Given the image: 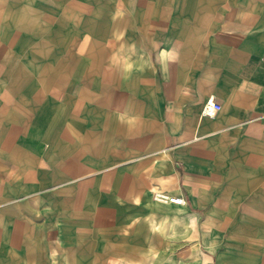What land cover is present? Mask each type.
Returning <instances> with one entry per match:
<instances>
[{"label":"crops","instance_id":"0c3cea01","mask_svg":"<svg viewBox=\"0 0 264 264\" xmlns=\"http://www.w3.org/2000/svg\"><path fill=\"white\" fill-rule=\"evenodd\" d=\"M0 38L16 43L13 67L9 45L0 55V264L55 259L36 218L50 205L97 214L82 264H214L232 221L228 257L249 264L264 213V0H0Z\"/></svg>","mask_w":264,"mask_h":264},{"label":"rangeland","instance_id":"374dc122","mask_svg":"<svg viewBox=\"0 0 264 264\" xmlns=\"http://www.w3.org/2000/svg\"><path fill=\"white\" fill-rule=\"evenodd\" d=\"M82 9L85 10L84 6H82ZM102 11H104L102 9ZM74 38H70V40H73ZM77 39V38H76ZM15 38H0V55H3V47L4 45H9L6 49L8 51L7 56H10V67L14 66V55H15ZM1 59V58H0ZM2 62H0L1 64ZM3 65V64H2ZM9 80V79H8ZM2 87V83L0 81V89ZM73 189L77 190V185H74L72 187ZM154 190H157L156 188L152 189V192ZM54 199V197L49 196L48 198H44L46 201L47 199ZM77 199L74 198L69 204L71 206L77 205ZM47 203H52L51 200H48ZM46 203V204H47ZM50 205V204H49ZM42 206V205H41ZM49 210H47L45 207H41L42 211L38 213V216L36 217L38 220V224L43 226L39 229V237L40 239L47 238V240L50 242V258H55L51 260L49 263H42V261H38V264H82V252L83 256L89 257L92 256L96 251H98L99 245H97L94 241H97L96 239L92 238L91 244L82 245L78 243L80 240H82V228L86 227L87 225H91L95 222L97 219V214L95 213H63L62 211H57L55 208L50 205ZM47 211H43V210ZM53 209L55 211H53ZM222 216L226 217V220L228 221L230 217L233 214L230 213H223L221 212ZM30 215V214H29ZM143 215L148 214H142L137 213L135 214V218H141ZM255 220L251 225L253 226V235H252V250H251V258L249 260V264H264V213H254ZM82 216H84L82 218ZM122 214H118V218L121 221L122 220ZM168 215L167 217H169ZM166 218V220H169V218ZM95 218V219H94ZM67 219V220H66ZM232 219V217H231ZM29 221V220H28ZM109 221V220H108ZM70 224V232L68 235L63 234V228L66 223ZM106 223V221H105ZM32 224V222H30ZM236 221H232L228 227L225 228L223 232L221 230H217L214 235V247L215 250L212 253V256L214 258V264H235L232 262V260L228 257V253L226 250V246L229 242H235L234 236L238 234L239 232L236 231L237 225ZM33 225V224H32ZM106 225V224H105ZM177 224L179 228V232L177 235L182 236L185 243L193 242V239L191 237V231H190V225L189 223ZM44 228V229H43ZM63 237H69L70 240H68L65 244V241ZM94 242V243H93ZM11 247V246H10ZM192 247H195V245H192ZM71 251L72 254L76 253V255H71L72 257H75L73 260H68L65 258V260L58 259L61 257L60 255V249H68ZM12 252L14 251L13 247L10 249ZM41 250V248L39 249ZM38 250V251H39ZM3 255V254H2ZM7 255V256H6ZM12 254H9V250H5L4 257H11ZM2 264H29L27 262L19 263L15 262L14 260L7 259ZM37 264V263H36ZM87 264H94V262L88 261ZM115 264H124L122 261Z\"/></svg>","mask_w":264,"mask_h":264},{"label":"built area","instance_id":"2783aa9c","mask_svg":"<svg viewBox=\"0 0 264 264\" xmlns=\"http://www.w3.org/2000/svg\"><path fill=\"white\" fill-rule=\"evenodd\" d=\"M219 108H220V104L217 101L212 99H207L203 102L201 106V113L207 116H213L218 111ZM154 196L158 199L169 200L175 203L184 202V198L182 196L172 195L162 190H155Z\"/></svg>","mask_w":264,"mask_h":264}]
</instances>
